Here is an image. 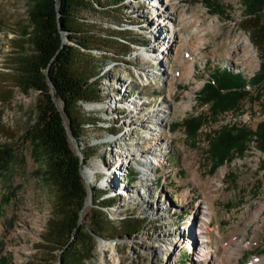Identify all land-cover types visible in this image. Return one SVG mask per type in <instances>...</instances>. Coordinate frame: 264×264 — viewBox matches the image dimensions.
Wrapping results in <instances>:
<instances>
[{"label":"rangeland","instance_id":"obj_1","mask_svg":"<svg viewBox=\"0 0 264 264\" xmlns=\"http://www.w3.org/2000/svg\"><path fill=\"white\" fill-rule=\"evenodd\" d=\"M163 1L88 0L87 8L72 12L73 31L68 35L75 48L72 69L86 81L85 96L77 102L82 120L77 149L89 155L82 170L88 197L78 224L90 229V211L98 210L113 234L88 231L92 250L80 264H99L100 241L116 249L119 261L115 264H211L192 254L203 195L191 173L197 171L206 183L219 176L221 169L222 194L214 200L216 214L208 230V245L216 255L228 257L229 248L222 251L221 236L228 237L240 225L236 240L243 242V253L231 255L225 264H264V208L257 219V237L255 223H242L264 204V151L252 137L241 152L230 153L212 171L207 151L212 130L231 123L253 130L264 120V88L248 82L259 74L264 43L258 47L260 39L250 26L254 20L244 15L242 0H215L217 11L208 10L200 0H168L180 14L171 29L164 19ZM32 7V0H0V151L10 155L0 170V264H57L60 251L46 241L48 221L59 214L57 190L42 178V167L33 160L24 135L34 122L40 98L32 88L25 92L21 87V62L34 49ZM258 23L264 26V17ZM159 56L167 57L166 61ZM189 65L194 67L190 76ZM223 68L240 75L249 96L214 119L203 117L205 123L197 133L186 134L184 118L208 113V104L198 99L200 88L213 70ZM115 85L116 97L104 102L102 98L113 93ZM128 95L136 107H125L124 115L118 116L110 100L121 102ZM56 103L60 108V102ZM158 108H167L169 116L157 146L161 162L154 165L155 172L148 173L138 162L146 155L148 128H154L145 115ZM112 139L119 141L121 153L113 150ZM111 143L112 162L123 159L130 182L124 178L109 185L107 195H115L116 203L107 211L100 202L112 176L104 175L108 164L102 157ZM76 144L69 140L74 152ZM127 215L139 220L135 232L133 221L124 219ZM127 227L130 231L124 232Z\"/></svg>","mask_w":264,"mask_h":264},{"label":"trees","instance_id":"obj_2","mask_svg":"<svg viewBox=\"0 0 264 264\" xmlns=\"http://www.w3.org/2000/svg\"><path fill=\"white\" fill-rule=\"evenodd\" d=\"M32 1L33 7L29 14L33 23L34 49L33 53L21 62L24 72L21 87L25 92L32 88L38 92L40 98L36 104L34 122L24 131V135L29 141L33 160L42 167L39 171L43 175L42 178L51 182L57 190L56 212L59 214L48 221L46 241H50L60 250L56 256L57 264H74L76 259L80 264L90 256L92 250V236L88 231L97 235L106 231L110 233L109 236L113 235L111 229H107L108 221L98 210L90 211V229L86 230L78 224L79 213L88 192L82 170L86 167L89 155L80 149L77 155L70 148L68 138L71 136L80 146L82 120L77 110V102L83 99L86 92V81L79 72L72 69L75 48L68 37L73 31L70 21L73 11L88 7V0ZM200 1L208 10H218L219 5L215 0ZM242 1L244 15L254 20L250 26L255 28L254 34L260 39L258 47L262 48L264 26L258 22L264 17V0ZM261 60L258 76L253 75L248 82L261 84L264 88V55ZM243 81L238 73L230 72L227 68L213 70L198 92L199 101L208 104L207 116L191 114L184 118L182 127L185 133L195 135L205 123L203 117L209 119L211 116L210 118L214 119L219 113L234 109L242 97H248ZM115 93L117 94L118 90L115 89ZM104 98L107 97L102 99ZM57 101L61 104L60 108ZM252 137L257 148L264 151V120L257 123L253 130L232 123L212 130L211 134L207 135V151L213 161L210 170L221 164L230 153L241 152ZM9 157L6 150L0 151V170ZM102 159L104 161L103 157ZM129 175L133 179V175ZM127 176L128 174L125 179L130 182ZM119 179L123 178H114L102 190L106 196L100 204L107 211L114 208L116 203L113 200L115 195H107L111 190L109 185ZM124 219L133 221L131 227L132 232H135V224L139 220H135L134 215H127ZM128 231V227L124 229V232Z\"/></svg>","mask_w":264,"mask_h":264},{"label":"bare ground","instance_id":"obj_3","mask_svg":"<svg viewBox=\"0 0 264 264\" xmlns=\"http://www.w3.org/2000/svg\"><path fill=\"white\" fill-rule=\"evenodd\" d=\"M162 9L165 13L164 19H165L166 23H168L169 28L171 29L173 27L174 23L180 18V16H179L180 14H179L178 10H176L172 5H170L168 3V0L163 1V8ZM175 47H176V45H175ZM170 48H173V47H170ZM158 58L165 59V61L167 59V57H163V56H159ZM187 69H188V73L190 76L194 70V67H193V65H189L187 67ZM115 87H116L115 89L117 90L118 87L116 85H115ZM115 89H114L113 93L111 92L110 94H106L107 98H104V100H105L104 102L109 101V99L112 97H116L115 95H117V94L115 93ZM121 100H122L121 102L110 100L111 102H113L112 103L113 107L114 108L116 107V110L118 111V116L124 115L123 109L125 107H129L132 109L136 107V104H134V102H133V98L129 97V95H128V98L126 97V98L121 99ZM111 102L108 104V106L111 104ZM186 107H188V105H186L185 108ZM125 110H127V109L125 108ZM112 113H114V112H110L109 114H112ZM168 114L169 113L167 111V108L166 109L158 108V109L152 111L151 114L145 115L146 119H148V120L151 119V121H152L151 125L153 124L154 128H152L151 126H150V128H148V130L150 132V138H147L149 140L148 141L145 140V142H144V144H145L144 145L145 146L144 151L146 153V155H145L146 157L142 155L143 157L141 156L140 157L141 160H139L138 162L144 167L145 171H147L148 173L155 172L156 167L154 165H156L158 162H161L162 158H161V155L157 153V151H159V147H157V146H158V143L163 140L162 139V137H163L162 134L164 131L163 127H164V124L167 123L166 121H167L168 116H169ZM118 116H115V117H118ZM111 142L116 143V146L114 145L113 150H115L114 148H118L117 153H121L119 151L120 150L119 146L117 145V144H119L118 143L119 141L116 142L115 139H112ZM111 145H112V143L108 145L109 151H107V154H106L105 159H104L105 164L106 163L108 164V166H105L104 175L106 176L107 173L111 174V176H112L111 180H113L114 178H123L124 179L128 173L125 171V165L123 163V159L119 158L116 162H112L113 152H110L112 150L110 147ZM115 153H116V151H115ZM114 155H117V154H114ZM150 157H152V158L150 159ZM172 169L174 170V168H172ZM223 172H224V169H221L218 173L219 176L215 177L214 179H208L206 183H203L201 181L200 175L197 171L194 170L191 173V180L199 187V189L203 195V198H202L203 207H202V210L200 211V216L198 218V226H197V231L195 233V239H194L195 245L193 247V253L192 254H193V256H195V258L203 259L205 261H208L211 264H225L226 263L225 261H227V258L230 257L231 255L240 256V254L242 252V248L244 246L242 241L236 240V235L238 234V232H240V229H241L240 225L235 226L234 231L228 237L227 236H221L218 230H216V229L214 230L216 232V234L221 236L222 239L224 240V242L222 244V251L224 250L225 247L229 248L228 257L225 258L222 255V253L220 255H216L215 252L211 251V248L208 245V242H210V236L208 235V230L211 229L210 223L212 220V215L216 214V210L214 207V200L216 197H218L219 195L222 194L223 184H222L221 176L224 174ZM108 183H110V182H108ZM108 183H106V184L108 185ZM167 187H168V185H167ZM183 193H185L184 195H186L187 192L183 191L182 194ZM263 208H264V204H259L254 210H252L250 212L249 216L246 217L244 219V221L242 222L243 224L249 223V222H253L256 224V228L254 230L255 237H257L256 233H257V230L259 229L258 228L259 222L257 219H258L259 215L262 213ZM202 231H205L204 235H203ZM99 250L101 253V256L99 259V264H115L119 261L118 253L116 252V249H114V246L111 243H108L105 241H100ZM106 252H108V253H106ZM251 264H256V262H252Z\"/></svg>","mask_w":264,"mask_h":264},{"label":"water","instance_id":"obj_4","mask_svg":"<svg viewBox=\"0 0 264 264\" xmlns=\"http://www.w3.org/2000/svg\"><path fill=\"white\" fill-rule=\"evenodd\" d=\"M68 138H69V140L72 139L71 136H69ZM72 140H73V139H72ZM77 147H78V145L76 144V152H75V153H76L77 155H79V151H78ZM87 197H88V192H87V194H86V197H85V200H84V203H83V207H84V205H85V203H86V199H87Z\"/></svg>","mask_w":264,"mask_h":264},{"label":"built area","instance_id":"obj_5","mask_svg":"<svg viewBox=\"0 0 264 264\" xmlns=\"http://www.w3.org/2000/svg\"><path fill=\"white\" fill-rule=\"evenodd\" d=\"M129 168L126 169V172H128Z\"/></svg>","mask_w":264,"mask_h":264}]
</instances>
